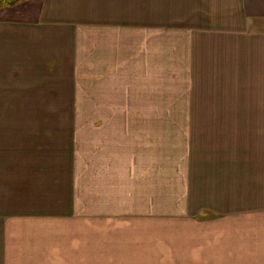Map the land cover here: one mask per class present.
<instances>
[{
	"label": "crops",
	"instance_id": "crops-1",
	"mask_svg": "<svg viewBox=\"0 0 264 264\" xmlns=\"http://www.w3.org/2000/svg\"><path fill=\"white\" fill-rule=\"evenodd\" d=\"M160 6L166 13L180 11L181 23L190 17L187 24H192L194 15L195 26L181 27L180 33L204 37L193 47L200 52L196 63L189 58L187 41L176 59H167L164 48L166 58L158 59L170 61L165 65L178 69L175 74L156 70L158 59H151L145 77L150 90L171 99L173 87L167 84L200 80L212 94L204 88L197 98H229L232 107L264 110V0H165ZM118 24L119 0H0V110L28 109L30 98L39 99L40 86L43 96L46 82H88L105 61L81 54L102 38L123 39L126 29ZM172 26H153L155 40L163 30H180ZM188 89L183 97L189 98ZM143 113L97 123L99 130L80 126L56 156L43 160L46 144H30L29 155L28 143H13L28 142L33 135L17 127L22 123L0 122V264H122L109 252L110 240L102 230L132 224L154 239L157 217H180L176 225L173 219L164 221L168 234L173 225L180 227L179 234L169 236L180 238L171 240L172 250L157 251L164 264H264V164L261 177L253 176L264 154L253 161L242 144L232 142L231 159L211 146L229 138L220 131L201 134L216 129L194 130L188 124L180 147H174L179 135L172 124L157 121V110ZM249 141L262 148L264 133L249 135ZM49 159L54 165L45 191L52 198L40 202L45 192L34 190L29 179L41 169L34 163ZM226 235L232 249H220L227 248L220 245ZM97 241L103 244L99 251L94 250ZM133 252L128 258L134 264H155L150 252Z\"/></svg>",
	"mask_w": 264,
	"mask_h": 264
},
{
	"label": "rangeland",
	"instance_id": "rangeland-1",
	"mask_svg": "<svg viewBox=\"0 0 264 264\" xmlns=\"http://www.w3.org/2000/svg\"><path fill=\"white\" fill-rule=\"evenodd\" d=\"M164 2L165 0H119L118 27L119 29L121 27L126 29L125 37L115 40V36V38L110 41L105 38L103 40L102 38L101 44L94 42L92 50H88L85 54H81L82 57L84 55H90L87 58L93 59V61L104 60L105 62L102 67L99 68L102 71L91 75L88 82H82L83 79L74 83H55L57 81L46 82L44 84L45 90L43 89V96L42 87L40 86L39 90L41 91H39V99L36 101V98H30L28 109L0 110V122L22 123L17 125V127L23 128L26 132H29L28 134L31 133L33 135L28 139V142L27 140H23L15 142L13 145L20 147L21 144L26 146L28 143V154L31 155L29 153L30 144H46L47 146L41 149V153L45 154L42 156L43 160L45 157L50 158L52 154L56 156L61 143L68 137L71 131L73 132L76 129L78 131L80 126L88 127L87 131L93 127L99 130L101 127L95 126L97 123L111 121L118 116L119 118L124 116L129 119L133 117L131 114L124 115L123 113L136 112V110H143L144 113H148L149 110H157V121L163 118L164 122L172 124L171 130H174L173 133L179 135L178 141L174 140L173 142L174 147H180L187 133L185 131V125L188 124L189 128L192 127L194 130L200 128L216 129L214 131H210L211 129H207L203 132L199 131L201 134L208 133V135H210L220 131L221 137L229 138L219 144H210L215 149L218 148L227 152V154L224 155L230 156L231 159L232 148L230 146H232V142H235L237 146L238 144H242L245 150L244 154H250L253 157V161L257 160V156L260 154H264V145H262V148L256 147L255 144H250L249 141V135L260 138L264 133V110H244V108L242 110L232 107V99L229 98H197L199 95H202L204 88H206L207 94L212 92L207 89L206 83L200 80H194L188 85L181 84L183 91L181 90V85L178 83H172L170 86L167 84L168 88L173 87L171 99H161L160 95L162 93H154L150 90L149 78L145 80V77L146 74L148 75V70L150 68L149 61L151 59L164 58V48H166L167 59H176V54H184L183 48L187 41L188 45H190L189 58L196 63V56H198L200 52L193 51V47H196L204 37L202 33H197L195 31H190V35L180 33L181 27L191 29L193 25L195 26L193 22L196 21V17L193 15L194 20L192 24H187L189 23L190 17H188L187 23H185V21L181 23L179 19L180 11L175 14L171 12L166 13L163 6H160V4ZM6 4H8V2H6ZM168 18L169 20L166 22ZM175 18L177 21L171 23V19L173 22ZM121 19H123V24ZM172 25L180 27V30L176 32L172 30L165 32L163 30L164 34L161 36L158 34L155 40L152 31L154 28L153 26L158 28H170L173 27ZM155 44L157 49L156 54L154 51ZM181 45H183V47ZM176 47L178 48L177 50L175 49ZM168 49L173 52V57L169 54ZM116 59H118V61ZM166 62L167 60L165 59H158L157 63H155L157 65L156 70L169 71L168 73L175 74L178 69L166 66ZM169 62H167V64H169ZM106 63L109 65L106 66ZM172 69L173 73L170 72ZM194 71L196 76L197 70L195 66ZM190 74L192 73L189 72V75ZM48 77L49 76H46L45 78ZM80 78L83 77L78 76V79ZM199 78L200 75L198 77L196 76V79ZM32 85L34 87L36 86L35 83H30V86ZM187 86L189 88L187 93L189 98H186L187 96L183 97ZM175 87H177L176 92H174ZM53 88H58L59 90H52ZM213 94L216 96L217 93ZM58 95L61 97L57 98ZM151 96L153 97L151 98ZM235 101L240 100L236 99ZM154 102H156V104H154ZM161 112L165 114L161 115ZM254 123L258 124L254 126ZM205 124H208V126ZM18 132L20 133V131ZM17 138L19 140L20 136L18 135ZM42 138H44V140ZM190 145L195 146L192 142ZM206 147L207 144H204L203 148ZM66 153L68 152L65 151V154ZM260 159L261 161L263 160L262 158ZM42 160L34 163L36 168L41 169L40 172L37 173L39 174L37 177L29 179V184L30 186H34V190H37L39 187L45 192L38 200L41 202L46 199V202L52 198L51 195H49V191H45L48 184L45 182L50 181L48 170H52L54 163L51 159H49L47 163H44ZM263 164L264 163H258L254 166L257 168L253 175L254 177H261L259 168L263 166ZM34 175L35 174L30 175L29 178ZM50 188H52V186H50ZM261 191H264V187H261ZM262 197L264 198V196ZM203 215L205 216L206 214ZM203 215L200 216L199 219H204ZM128 216L133 217L132 215ZM178 218L180 217H174V219L171 217L155 218L154 227L156 229V234L154 239L152 236L149 238L148 234H145L147 232L145 228L143 229V227L136 225L131 227L132 224L129 228L124 230L120 229L118 231L113 226L108 229L107 232L102 230V233L108 236L107 240H110L111 244L109 252H111L113 256L119 257L115 260L118 263L134 264L135 259L128 257L133 256V251H143L151 253L152 259L149 258L150 262L154 261L155 264H164V258H161L160 255L157 254V251H171V245L175 243L171 240L173 238L180 239L176 236L169 239V236L180 233V227L175 226L177 224L176 222H180L177 221ZM169 219H173L172 221L175 225L172 227V232L168 234L167 229L170 225H166L164 221ZM125 222L124 224H128L127 221ZM181 229L186 231L187 225L182 226ZM141 230L144 231L141 232ZM228 236L229 235L221 237L222 240L226 239L227 241L221 242L220 245L227 246V248L222 247L220 249H232V244L228 242L231 236ZM95 243L94 250H101L103 244H101L100 241ZM140 256L146 255L141 254ZM146 264H148V260H146Z\"/></svg>",
	"mask_w": 264,
	"mask_h": 264
}]
</instances>
